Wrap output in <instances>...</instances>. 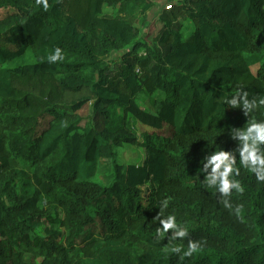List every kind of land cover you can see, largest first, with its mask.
I'll use <instances>...</instances> for the list:
<instances>
[{
	"label": "trees",
	"instance_id": "1",
	"mask_svg": "<svg viewBox=\"0 0 264 264\" xmlns=\"http://www.w3.org/2000/svg\"><path fill=\"white\" fill-rule=\"evenodd\" d=\"M48 4L0 0V264H264V182L241 168L229 209L200 172L264 118L224 104L264 95V0H179L151 41L157 0ZM170 214L186 237L158 235Z\"/></svg>",
	"mask_w": 264,
	"mask_h": 264
},
{
	"label": "clouds",
	"instance_id": "2",
	"mask_svg": "<svg viewBox=\"0 0 264 264\" xmlns=\"http://www.w3.org/2000/svg\"><path fill=\"white\" fill-rule=\"evenodd\" d=\"M36 4H43L45 10L48 9V0H36ZM61 50L57 48L53 54L48 56V60L55 63L63 60ZM224 104L232 108H242L245 116H249L260 109H264V95L249 99L246 91L240 90L235 95L224 97ZM264 115V113H262ZM232 140L238 141L235 150L209 151L203 157L200 172L204 174V186L209 189L218 191L222 197V203L225 207L231 209L232 205L227 199L236 193L243 194L245 186L237 177L241 174V168L250 173H254L257 182H264V118H253L244 127H232L230 130ZM237 156L239 163H237ZM169 201L164 199L160 204L161 211L168 207ZM236 212H241V206L236 207ZM162 230L158 235L173 230L172 239L177 237L184 238L188 235L186 228L177 223L174 214L160 219ZM176 253L181 252V247L177 246L172 249ZM198 251V245L195 242H189L187 250L183 253L185 256H191Z\"/></svg>",
	"mask_w": 264,
	"mask_h": 264
},
{
	"label": "rangeland",
	"instance_id": "3",
	"mask_svg": "<svg viewBox=\"0 0 264 264\" xmlns=\"http://www.w3.org/2000/svg\"><path fill=\"white\" fill-rule=\"evenodd\" d=\"M173 4L172 10H176L178 12L179 10V0H157V5L152 11L150 12L148 24L143 25L142 30V37L145 39H148L149 41L152 40V37L158 33L160 30L162 24L160 22V16L161 13L164 10H167L165 8L166 5ZM105 12L107 13H117V9H114L108 5L105 6ZM3 12L2 14H4ZM140 26V24H139ZM185 26H188L189 29L193 28V24L189 22H185ZM117 57V55H116ZM79 114L82 116V125H85L86 123H90L94 126H100L102 121L97 120L96 117L92 113L91 106H86L82 110L79 111ZM138 132L141 133V130H147L145 127L141 126L139 123H136ZM167 129H165L163 132H166ZM141 136V135H140ZM141 138V137H140ZM121 161L125 163L133 162V163H142L145 159V152L140 146H132L130 144H126L125 148L123 149L121 153ZM23 164V163H22Z\"/></svg>",
	"mask_w": 264,
	"mask_h": 264
},
{
	"label": "built area",
	"instance_id": "4",
	"mask_svg": "<svg viewBox=\"0 0 264 264\" xmlns=\"http://www.w3.org/2000/svg\"><path fill=\"white\" fill-rule=\"evenodd\" d=\"M171 5H173V4H168V5L165 6V8H166L167 10H171V9H172V6H171Z\"/></svg>",
	"mask_w": 264,
	"mask_h": 264
}]
</instances>
